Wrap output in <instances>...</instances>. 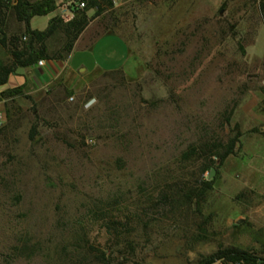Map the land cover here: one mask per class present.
Listing matches in <instances>:
<instances>
[{
    "label": "rangeland",
    "instance_id": "rangeland-1",
    "mask_svg": "<svg viewBox=\"0 0 264 264\" xmlns=\"http://www.w3.org/2000/svg\"><path fill=\"white\" fill-rule=\"evenodd\" d=\"M257 1H128L97 19L118 39L92 52L120 67L76 91L0 101V264H99V252L110 264H195L217 248L260 251L264 164L251 159L260 148L243 151L264 105ZM190 147L198 158L181 160ZM201 181L210 189L185 200ZM102 213L121 226L107 233Z\"/></svg>",
    "mask_w": 264,
    "mask_h": 264
},
{
    "label": "trees",
    "instance_id": "trees-1",
    "mask_svg": "<svg viewBox=\"0 0 264 264\" xmlns=\"http://www.w3.org/2000/svg\"><path fill=\"white\" fill-rule=\"evenodd\" d=\"M258 14L264 25V0H258ZM81 3L82 7L78 8ZM71 11V18L64 20L61 17H53L48 21L46 28L41 31H34L28 28L29 19L32 17L45 16L54 10L53 0H0V50L5 52V60L0 59V86L3 85L8 76L13 74L17 68L29 67L37 63L39 60L51 59L62 60L72 48V45L78 35L82 32L90 20L100 16L104 12L112 10L110 0H71L65 4ZM92 10V15L88 16L87 12ZM11 13L16 22L23 24L24 29L21 33H13L5 35V27L8 14ZM55 34H59L61 41L57 49L48 52L46 43ZM22 87H16L0 92V101L11 99L14 96L22 94ZM36 135L35 127L31 126L27 138L32 141ZM238 135H235L228 141L225 149L221 154H217L221 163L228 155L232 154L233 148L237 141ZM209 155L212 154L208 151ZM203 152V157L208 160L202 165L201 172L209 170L212 162L206 159ZM196 156V150L188 148L181 155V160L188 161ZM208 156V155H207ZM211 181L199 182L200 187L193 188L187 191L183 196L189 201L195 199L199 201L205 192L210 189ZM159 202L168 203V196L160 194ZM102 213L100 218L103 221V228L107 233L116 231L120 223L113 220V216L108 213ZM99 264H110V261L105 257L103 252H99L96 257ZM74 264V263H72ZM77 264V263H76ZM121 264V262L117 263ZM195 264H264V242L258 253H253L237 247L229 246L217 248L213 253L200 257Z\"/></svg>",
    "mask_w": 264,
    "mask_h": 264
},
{
    "label": "crops",
    "instance_id": "crops-1",
    "mask_svg": "<svg viewBox=\"0 0 264 264\" xmlns=\"http://www.w3.org/2000/svg\"><path fill=\"white\" fill-rule=\"evenodd\" d=\"M53 1L54 10L51 13L45 16L32 17L29 19L28 28L30 30L38 32L43 31L46 28L48 21L53 17H61L64 20L71 18L72 15L63 12L64 9H66V0ZM110 1L113 10L128 1L134 0ZM92 13L93 11L90 10L87 12V15L90 16ZM100 16L95 17L88 22L74 41L71 51L62 60L56 61L44 59L40 60L42 61L41 65H37L36 63L29 67L17 68L13 74L8 76L6 82L0 86V92L16 87H22V95L33 98L35 96H48L50 92H53L59 87L76 91L80 89L82 80L96 70L112 71L120 67L121 65L115 67L112 64H110L111 66H104L103 64L97 63V61L92 58V52L98 45L100 46L99 48L102 49L107 44L118 39V37L112 34L108 29H105L102 23L100 24L97 22V19L99 20ZM23 29L24 26L22 23L16 22L13 15H8L5 27L6 36L13 33H21ZM46 48L48 52L52 50L50 49L49 43H46ZM123 48H126V46ZM126 55L127 54H124L125 57ZM124 56H122L123 60L125 58ZM256 99L258 102H264V95H257ZM261 108L262 109L255 106L254 117L248 119V123L253 127L245 130L249 133L247 134L245 140L246 145L243 150L245 153L246 148L251 145H254L258 150L261 149L260 152H254L251 156V159H261L257 162L259 166L264 164V105H262Z\"/></svg>",
    "mask_w": 264,
    "mask_h": 264
},
{
    "label": "built area",
    "instance_id": "built-area-1",
    "mask_svg": "<svg viewBox=\"0 0 264 264\" xmlns=\"http://www.w3.org/2000/svg\"><path fill=\"white\" fill-rule=\"evenodd\" d=\"M65 6H66V5H65ZM81 7H82V4L79 3V4H78V8H81ZM63 12H65V13H67V14H69V15H72L70 9H68L67 6H66V9H64ZM41 64H42V61H40V60L37 61V65H41Z\"/></svg>",
    "mask_w": 264,
    "mask_h": 264
},
{
    "label": "water",
    "instance_id": "water-1",
    "mask_svg": "<svg viewBox=\"0 0 264 264\" xmlns=\"http://www.w3.org/2000/svg\"><path fill=\"white\" fill-rule=\"evenodd\" d=\"M69 1H71V0H66V2H69ZM213 173H214L213 168H210V169L208 170V172L206 173V180H210L211 177H212V175H213Z\"/></svg>",
    "mask_w": 264,
    "mask_h": 264
}]
</instances>
